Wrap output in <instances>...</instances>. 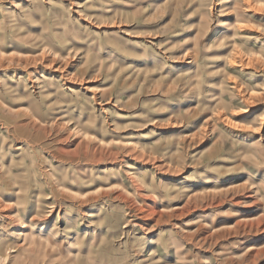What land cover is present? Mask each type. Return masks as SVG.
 Here are the masks:
<instances>
[{"label": "rangeland", "instance_id": "obj_1", "mask_svg": "<svg viewBox=\"0 0 264 264\" xmlns=\"http://www.w3.org/2000/svg\"><path fill=\"white\" fill-rule=\"evenodd\" d=\"M0 264H264V0H0Z\"/></svg>", "mask_w": 264, "mask_h": 264}, {"label": "bare ground", "instance_id": "obj_2", "mask_svg": "<svg viewBox=\"0 0 264 264\" xmlns=\"http://www.w3.org/2000/svg\"><path fill=\"white\" fill-rule=\"evenodd\" d=\"M23 235V234H22ZM33 243V242H32ZM70 251V250H69Z\"/></svg>", "mask_w": 264, "mask_h": 264}]
</instances>
